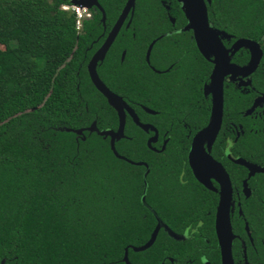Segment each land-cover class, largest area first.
I'll return each instance as SVG.
<instances>
[{
	"label": "trees",
	"instance_id": "trees-1",
	"mask_svg": "<svg viewBox=\"0 0 264 264\" xmlns=\"http://www.w3.org/2000/svg\"><path fill=\"white\" fill-rule=\"evenodd\" d=\"M68 2L0 0V264L3 259V264H125V247L143 245L152 232L151 212L133 195L141 180L131 178L123 189V166L134 164L113 154L108 136L73 131L93 121L100 130L114 129L118 116L87 71L99 45L93 40L101 33L102 14L84 19L79 30L75 13L62 7ZM104 9L108 25L113 19ZM263 31L239 28L237 35L257 40ZM105 62L97 72L117 90L120 77L107 78ZM262 66L253 73L260 91ZM125 84L131 93L137 87L133 75ZM243 129L246 133L245 124ZM125 135L115 141L120 155L157 164L145 132L129 118ZM184 153L170 141L159 156L167 164ZM150 197L151 186L146 197L151 204ZM169 240L160 232L142 251L129 247L128 259L158 264Z\"/></svg>",
	"mask_w": 264,
	"mask_h": 264
},
{
	"label": "flooded vegetation",
	"instance_id": "flooded-vegetation-1",
	"mask_svg": "<svg viewBox=\"0 0 264 264\" xmlns=\"http://www.w3.org/2000/svg\"><path fill=\"white\" fill-rule=\"evenodd\" d=\"M68 1L62 7L80 3V0ZM126 1L98 0L99 6L86 4L88 15L84 19L91 18L96 11L101 12L100 8L105 12L104 6L109 10L110 20L113 19L108 25L101 21V33L93 40L99 41V45L89 60L105 41ZM199 1L189 0V3ZM203 1L208 25L218 32L215 41L222 43L229 58L223 76L221 125L209 146L204 140L203 149L222 165L229 178L228 238L233 264H264V171L251 170L235 161L241 158L264 168V100L253 106L255 99L264 95V91L253 85V73L260 65H263L264 74V31L259 39H253L262 51L255 71L239 75L231 66L248 63L251 51L245 47L235 49L234 44L240 38L250 37L238 36L237 30L264 27V0ZM189 16L183 0H135L105 53L107 62L103 71L107 78L120 77L119 89L107 86L125 100L140 122L153 127L144 131L128 113L126 115L123 137L129 118L145 132L146 144L152 138L147 146L156 154L157 164L153 166L137 161L147 163L149 167L145 177L148 183L146 204L141 200L146 165L123 166L122 179L124 190L125 181L137 178L140 184L141 180V190L136 189L133 195L139 194L140 202L151 212L152 231L160 220L162 226L157 235L161 232L171 240L166 248L167 255L158 264H222L220 234L216 227L220 181L210 167L198 166L196 172L188 158L194 136L210 121L211 93L206 92V86L214 66L211 47L199 49ZM77 29L81 30L82 25ZM128 55L132 56L129 60L126 59ZM127 75H133L137 84L132 93L125 84ZM119 90L124 94L117 92ZM241 98L243 101L239 106ZM243 124L247 126L246 133ZM117 127L118 124L113 130ZM240 137L243 139L239 140ZM170 141L176 152L185 150V153L164 164L159 154ZM178 142L183 144L182 148ZM149 186L151 204L146 200ZM126 196L124 193L123 199Z\"/></svg>",
	"mask_w": 264,
	"mask_h": 264
},
{
	"label": "water",
	"instance_id": "water-1",
	"mask_svg": "<svg viewBox=\"0 0 264 264\" xmlns=\"http://www.w3.org/2000/svg\"><path fill=\"white\" fill-rule=\"evenodd\" d=\"M86 1V2H85ZM186 12L189 11V17L192 22V29L194 31V37L196 39L197 45L201 51H203L204 46L211 47L212 53L214 55V66L210 74V81L206 86V92L211 93V116L210 121L208 124L202 128L200 131L196 133L192 140V144L189 150L188 158L189 163L192 168L197 172L198 166H207L213 169L217 173V178L220 181L221 185V192H220V201L219 206L216 214V227L217 231L219 232V240L221 245V263L222 264H233L232 257H231V247H230V238H228V233L230 235V224H229V215H228V203L230 198V182L228 175L222 165L217 162L215 159L212 158L204 149H203V142L204 140L207 141L208 146L211 144L212 140L216 136L222 120L223 114V76L226 69L229 66L228 55L226 50H224V46L220 41H215L218 38V32L210 27L207 22V11L203 0H200L198 3L192 2L189 3V0H183ZM84 2L83 4H81ZM135 0H127L126 4L120 13L119 17L117 18L115 24L113 25L111 31L107 35L105 41L102 45L96 50V52L92 55L90 60L87 63V71L89 78L94 85V87L105 97L108 104L113 107L116 111L118 116V127L116 130L111 128L105 129H98L96 126V122L93 121L88 127L86 128H78L74 129L73 131L80 135L83 133L84 130H88L90 132L96 131L99 135L103 137H109V144L113 154L122 159H126L124 156L120 155L116 148H115V141L123 138L124 136V127H125V119L127 113L131 116L133 121L140 126L144 131H148L149 127L153 128L148 124H144L139 121L138 116L134 112V110L125 102V100L118 94L114 93L99 77L97 72V65L100 61L103 60L105 53L107 52L109 46L113 42L114 38L116 37L122 23L124 22L129 10L131 7L134 6ZM96 4L99 6L98 0H80V3H76L80 5V7H89L86 4ZM102 17L101 21L104 23L105 21V12L102 8ZM152 43L149 46L147 51L146 58L148 60L149 52ZM239 47L248 48L251 51V57L246 65L239 66V65H231L232 68L236 71L239 75H248L255 71L258 67L262 55L261 48L259 43L251 38H240L238 39L235 44L234 48L237 49ZM264 100V95L260 96L255 99L254 105L255 106L259 101ZM67 130H72L67 128ZM84 139V137L82 136ZM152 138L147 140V145L150 146ZM130 163L133 164H144L146 165V171L144 173V179L148 172V164L144 162H133L128 160ZM239 164H243L248 166L251 170L255 171H264L263 167H259L255 164L248 163L241 158H237L235 160ZM204 181V180H203ZM145 187L143 194L141 196V200L143 204L145 203V193L147 190L148 183L145 179ZM149 208V206L147 205ZM162 226L161 221L159 220L157 226L152 231L150 238L146 243L141 246H126L124 250V255L122 260L125 264H131L128 259V248L131 247L134 251H142L149 246L152 245L154 240L156 239L158 229ZM170 234H173L170 232ZM174 236V235H173ZM175 237V236H174ZM4 263V259L1 261V264Z\"/></svg>",
	"mask_w": 264,
	"mask_h": 264
},
{
	"label": "built area",
	"instance_id": "built-area-1",
	"mask_svg": "<svg viewBox=\"0 0 264 264\" xmlns=\"http://www.w3.org/2000/svg\"><path fill=\"white\" fill-rule=\"evenodd\" d=\"M64 9H70L76 15V27L79 28L81 26L82 20L85 15H88L86 12V8L80 7L78 5H72L71 7H64Z\"/></svg>",
	"mask_w": 264,
	"mask_h": 264
},
{
	"label": "rangeland",
	"instance_id": "rangeland-1",
	"mask_svg": "<svg viewBox=\"0 0 264 264\" xmlns=\"http://www.w3.org/2000/svg\"><path fill=\"white\" fill-rule=\"evenodd\" d=\"M64 8V7H63ZM84 8H86V7H84ZM83 21V20H82Z\"/></svg>",
	"mask_w": 264,
	"mask_h": 264
}]
</instances>
